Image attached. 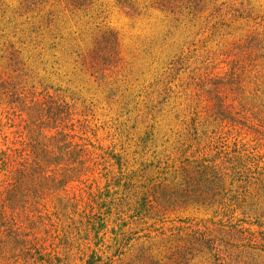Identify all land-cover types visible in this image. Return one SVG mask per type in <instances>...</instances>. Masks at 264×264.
<instances>
[{"label":"rangeland","instance_id":"rangeland-1","mask_svg":"<svg viewBox=\"0 0 264 264\" xmlns=\"http://www.w3.org/2000/svg\"><path fill=\"white\" fill-rule=\"evenodd\" d=\"M0 264H264V0H0Z\"/></svg>","mask_w":264,"mask_h":264}]
</instances>
